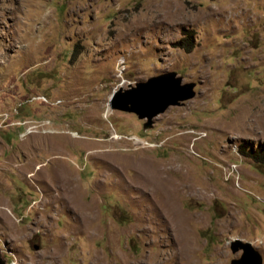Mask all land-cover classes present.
Listing matches in <instances>:
<instances>
[{
  "label": "rangeland",
  "instance_id": "374dc122",
  "mask_svg": "<svg viewBox=\"0 0 264 264\" xmlns=\"http://www.w3.org/2000/svg\"><path fill=\"white\" fill-rule=\"evenodd\" d=\"M169 72L191 99L151 122L110 107ZM252 151L264 0H0L4 264H230L234 240L264 264Z\"/></svg>",
  "mask_w": 264,
  "mask_h": 264
},
{
  "label": "water",
  "instance_id": "95a60500",
  "mask_svg": "<svg viewBox=\"0 0 264 264\" xmlns=\"http://www.w3.org/2000/svg\"><path fill=\"white\" fill-rule=\"evenodd\" d=\"M193 86V84H183L182 78L173 72L164 73L140 82L135 87L114 91L109 99V105L112 109L129 111L140 119L151 122L169 107L191 99L194 95ZM231 251L233 253L241 251L242 254L230 264H262L260 254L250 243L234 240L231 243ZM0 264H4L1 258Z\"/></svg>",
  "mask_w": 264,
  "mask_h": 264
},
{
  "label": "trees",
  "instance_id": "16d2710c",
  "mask_svg": "<svg viewBox=\"0 0 264 264\" xmlns=\"http://www.w3.org/2000/svg\"><path fill=\"white\" fill-rule=\"evenodd\" d=\"M240 153L246 154L244 153V146H241L239 149ZM248 157H250L251 159H253L256 163H258V169L262 172L264 171V158L260 160V158L255 156V152H251L250 154H247Z\"/></svg>",
  "mask_w": 264,
  "mask_h": 264
},
{
  "label": "built area",
  "instance_id": "2783aa9c",
  "mask_svg": "<svg viewBox=\"0 0 264 264\" xmlns=\"http://www.w3.org/2000/svg\"><path fill=\"white\" fill-rule=\"evenodd\" d=\"M233 170H235V169H233Z\"/></svg>",
  "mask_w": 264,
  "mask_h": 264
}]
</instances>
